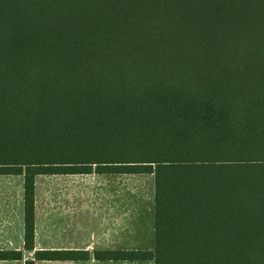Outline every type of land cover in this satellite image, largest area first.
<instances>
[{
    "label": "trees",
    "instance_id": "obj_1",
    "mask_svg": "<svg viewBox=\"0 0 264 264\" xmlns=\"http://www.w3.org/2000/svg\"><path fill=\"white\" fill-rule=\"evenodd\" d=\"M152 174L153 248L98 260L264 264V0H0V175ZM0 249V260H21Z\"/></svg>",
    "mask_w": 264,
    "mask_h": 264
},
{
    "label": "rangeland",
    "instance_id": "obj_2",
    "mask_svg": "<svg viewBox=\"0 0 264 264\" xmlns=\"http://www.w3.org/2000/svg\"><path fill=\"white\" fill-rule=\"evenodd\" d=\"M153 190L152 174L39 175L35 188L37 240L50 247L55 243L54 235H60L61 241L86 248L92 239L87 236L91 230L120 229L117 247L120 240L124 249H152ZM21 194L20 176L0 175V218L14 219L20 214ZM106 245L105 248H114V243Z\"/></svg>",
    "mask_w": 264,
    "mask_h": 264
},
{
    "label": "crops",
    "instance_id": "obj_3",
    "mask_svg": "<svg viewBox=\"0 0 264 264\" xmlns=\"http://www.w3.org/2000/svg\"><path fill=\"white\" fill-rule=\"evenodd\" d=\"M17 176V175H14ZM21 177V176H20ZM21 190H22V177H21ZM22 195V194H21ZM22 200V199H21ZM20 214L16 218L11 219V217H2L0 218V249H15L21 250L23 254V259L21 260H0V264H24V260L31 258V253L33 256V251H26L23 248V211L22 206L20 209ZM92 237L89 242L88 247L78 248L69 241L64 242L60 240V235H57L52 239L53 243L50 247H44L37 240V216L35 217V249H50V250H76V249H85L90 253V257L87 260H37L35 264H77V263H88V264H121L122 260H98L93 257V252L96 250H122L121 241L118 240L117 247V236H122V231L120 229H102L99 231L91 230L87 235ZM114 238L113 240H96L97 237H108ZM99 241V242H98ZM114 243V248H105L107 245ZM100 243V244H99ZM89 249H94L93 251Z\"/></svg>",
    "mask_w": 264,
    "mask_h": 264
}]
</instances>
